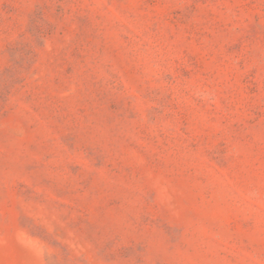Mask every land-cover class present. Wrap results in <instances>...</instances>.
Listing matches in <instances>:
<instances>
[{"label": "rangeland", "instance_id": "374dc122", "mask_svg": "<svg viewBox=\"0 0 264 264\" xmlns=\"http://www.w3.org/2000/svg\"><path fill=\"white\" fill-rule=\"evenodd\" d=\"M0 264H264V0H0Z\"/></svg>", "mask_w": 264, "mask_h": 264}]
</instances>
